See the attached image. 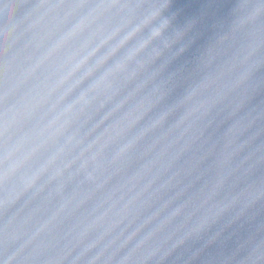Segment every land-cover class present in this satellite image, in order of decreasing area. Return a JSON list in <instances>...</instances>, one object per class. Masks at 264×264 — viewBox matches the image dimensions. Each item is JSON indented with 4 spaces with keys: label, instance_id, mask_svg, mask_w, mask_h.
<instances>
[{
    "label": "water",
    "instance_id": "obj_1",
    "mask_svg": "<svg viewBox=\"0 0 264 264\" xmlns=\"http://www.w3.org/2000/svg\"><path fill=\"white\" fill-rule=\"evenodd\" d=\"M0 264H264V0H0Z\"/></svg>",
    "mask_w": 264,
    "mask_h": 264
}]
</instances>
